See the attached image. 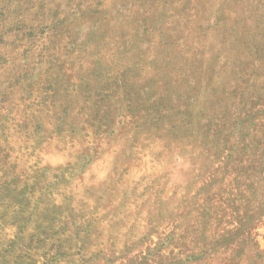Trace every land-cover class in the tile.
<instances>
[{"label": "rangeland", "instance_id": "1", "mask_svg": "<svg viewBox=\"0 0 264 264\" xmlns=\"http://www.w3.org/2000/svg\"><path fill=\"white\" fill-rule=\"evenodd\" d=\"M0 264H264V0H0Z\"/></svg>", "mask_w": 264, "mask_h": 264}]
</instances>
